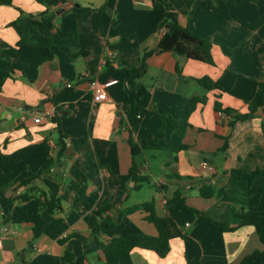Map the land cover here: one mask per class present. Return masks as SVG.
<instances>
[{
	"label": "crops",
	"instance_id": "obj_1",
	"mask_svg": "<svg viewBox=\"0 0 264 264\" xmlns=\"http://www.w3.org/2000/svg\"><path fill=\"white\" fill-rule=\"evenodd\" d=\"M166 1L168 7L157 0L0 3V152L13 160L10 174L0 172V217L8 228L0 264H239L254 251L260 255L249 264H264L255 228L238 225L241 212L264 216V103L250 118H234L264 94V0L218 10ZM209 1L217 7L227 0ZM167 12L211 42L213 64L157 51ZM145 52V68L129 89L126 69ZM201 77L218 88L201 86ZM95 87L104 88V101H93ZM192 97L205 101L188 117L186 148L173 151V128L155 132L159 114L180 117ZM215 100L233 113L216 111ZM130 135L139 146L151 142L132 155ZM132 163L148 181H134ZM202 187L213 195L202 197ZM177 192L197 212L179 207ZM49 194L61 208L33 237L41 212L34 197ZM144 202L167 233V254L138 247L105 253L114 237L157 235L146 211L128 212ZM207 218L236 228L221 230Z\"/></svg>",
	"mask_w": 264,
	"mask_h": 264
},
{
	"label": "trees",
	"instance_id": "obj_2",
	"mask_svg": "<svg viewBox=\"0 0 264 264\" xmlns=\"http://www.w3.org/2000/svg\"><path fill=\"white\" fill-rule=\"evenodd\" d=\"M157 1L163 4L165 7H168V3L166 0ZM239 1L241 0H227L221 3L219 6L215 7L210 3L209 0H191L189 2V5L193 7L197 4H207L213 9L218 10L223 7L232 6ZM0 3L11 4V0H0ZM163 25L166 26L165 31L160 36L157 42V51L159 53L172 52L178 55H183L188 59L201 61L207 64L214 63L211 54L212 44L209 40L202 38L190 32L187 28L181 26L176 18L168 12L166 17L163 19ZM221 49L226 56L229 55L228 48L222 47ZM148 54L149 53L145 52L139 57L137 66L126 69V80L129 89H135V87L137 86V79L140 77L145 68V59ZM197 82L201 86L209 90L218 88L217 82L212 81L208 77H201L197 79ZM204 101V97H192L186 105L185 109L182 111L180 117L178 118L172 117L167 112L159 114V126L157 127L155 132L157 135L161 134L165 126H170L171 128H173V131L170 134V139L172 140L171 149L173 151H178L180 149L186 148V144H184L182 141L186 129L189 126L188 117L195 109L196 104L202 103ZM263 103L264 94H261L256 102L249 103V111L247 113H237L234 118L238 120L250 118L255 109ZM213 107L216 111H223L227 114L233 113V110H231L230 108H221V105L217 100L214 101ZM133 112V117L130 121L131 126H134L137 122L136 115L138 114L139 109L135 107ZM149 142H151V139L143 140L142 144L139 146L135 141H133L131 135L128 137V143L130 145L132 155H135L142 149H144L146 144ZM12 166L13 160L8 155L0 152V172L6 175L10 174ZM129 173L134 181L138 182L139 184L148 181V178L146 176L137 175L138 171L134 163L131 164ZM200 195L205 198L211 197L213 195V189L210 187H202L200 188ZM175 196L177 205L179 207L187 211L197 212L185 204L184 200L179 196L178 192L175 193ZM22 198L28 199L30 198V196L25 195ZM34 201L41 207V212L37 215L32 229L33 237H37L43 231V227L46 223V216L52 214L55 210H59L61 206L59 199L54 194H49V196L44 197L43 199H41L40 197H34ZM138 209H142L147 212L146 220L154 224L157 229V235L152 236L143 232H138L135 234L114 237L108 244L103 246V250L105 253L119 255L127 252L132 247H138L142 249L152 250L160 257H164L167 254V252L169 251L168 236L159 219L154 214L152 203L144 202L132 206L128 209V212H132ZM199 216L202 217L201 214H199ZM238 216L240 219L238 225L253 226L260 241L264 243V216L248 212H241L238 214ZM207 221L210 225L217 226L221 230H234L236 228V226L227 227L224 225V223L213 221L208 218ZM59 222V220H53V225L58 227ZM93 222L94 221L91 220V227H93ZM259 255L260 252L254 251L251 254L243 257L239 264H249L252 259L256 258Z\"/></svg>",
	"mask_w": 264,
	"mask_h": 264
},
{
	"label": "built area",
	"instance_id": "obj_3",
	"mask_svg": "<svg viewBox=\"0 0 264 264\" xmlns=\"http://www.w3.org/2000/svg\"><path fill=\"white\" fill-rule=\"evenodd\" d=\"M165 29H161L160 30V33H159V36H161L163 33H164ZM160 38V37H159ZM107 56L108 57H111L112 54L109 52L107 53ZM115 80H110L108 82H106L104 84V87H107L109 85H111L112 83H114ZM72 84L71 83H67L66 84V87H71ZM93 101L95 102H101V101H104L106 99V92L104 90L103 87H95L94 88V95H93ZM46 116L47 117H51V112H48L46 113ZM34 122L35 123H39L41 121V116L40 115H37L33 118ZM201 166L203 169H205L207 172H212L213 170V167L207 163L206 161H202L201 163ZM188 225V224H186ZM7 232H8V228L6 226V223L5 221L0 217V247L2 246L3 244V241L6 239L7 237Z\"/></svg>",
	"mask_w": 264,
	"mask_h": 264
}]
</instances>
